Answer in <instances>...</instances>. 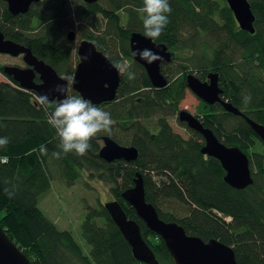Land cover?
Instances as JSON below:
<instances>
[{"label": "trees", "instance_id": "obj_1", "mask_svg": "<svg viewBox=\"0 0 264 264\" xmlns=\"http://www.w3.org/2000/svg\"><path fill=\"white\" fill-rule=\"evenodd\" d=\"M79 1L74 15L72 0H42L29 13L15 16L0 0V29L7 39L31 48L60 75L72 72L75 52L64 46L71 30L110 58H127L131 33L144 32V14L139 11L143 0H99L92 5ZM169 2L170 22L157 39L159 43L175 51L194 47L198 51L202 49L200 44H206L212 52L210 57H200L191 66L218 72L226 97L264 126V0H249L256 16L253 35L239 28L227 3ZM134 73V80L123 77L115 102L102 108L111 113L116 124L110 134H117L119 142L135 146L139 157L133 162L112 164L99 156L102 134L91 141L92 148L86 155L64 154L46 112L35 100L37 94L21 89L12 80L0 82V137L10 140L0 149V226L32 264H144L135 260L105 207L102 212L90 210L83 227V235L92 246L89 256L71 232L60 231L40 208L41 198L50 191L53 180L75 181L80 177L77 169L89 164L114 171L110 175L114 185L111 202H119L128 218L140 225L145 242L160 264H175L164 241L145 226L133 207L124 206L127 202L123 194L133 187L138 173L145 179L147 202L162 220L180 224L188 235L232 246L237 264H264V151L257 149L259 141L264 142L242 117L215 115L207 106L201 112L212 114L207 116L206 127L227 146L240 148L251 159L253 185L244 190L232 188L224 180L221 163L214 158L205 160L199 139L184 140L163 115L178 109L172 96L179 88L181 102L186 95L184 86L155 90L141 67H135ZM245 95L251 96L247 105L243 102ZM153 118L159 119L155 126L147 122ZM41 146L47 147V156L40 154ZM56 151L61 152L60 158L52 156ZM4 158L7 162H2ZM6 188L15 193L12 198L5 194ZM170 200L177 202L183 214L165 211ZM96 217L105 218L106 226L93 223Z\"/></svg>", "mask_w": 264, "mask_h": 264}, {"label": "water", "instance_id": "obj_2", "mask_svg": "<svg viewBox=\"0 0 264 264\" xmlns=\"http://www.w3.org/2000/svg\"><path fill=\"white\" fill-rule=\"evenodd\" d=\"M7 3L9 11L13 15L25 14L33 3L41 0H2ZM99 0H84L87 4L97 3ZM232 11L240 29L250 34H255L256 16L252 10L249 0H225ZM75 32L68 34L70 41L75 40ZM148 48L160 55L166 61H171V55L167 52L165 45L155 46L151 39L140 33H133L131 36L132 53L137 49ZM0 54L10 56L24 55L28 69L18 67H7L5 72L11 76L23 89L49 94L53 99L57 94L52 91L54 86L63 83L57 72L45 61L40 60L33 54L31 49L6 39L0 29ZM80 64L75 73L73 89L83 97L90 99L94 104L113 101L121 83V75L113 67L108 57L99 51L96 45L90 41L81 42L78 50ZM87 56V60L81 59ZM142 64L156 87L166 85L165 78L160 72L162 60L148 63L135 56ZM39 75L41 83L37 84L35 78ZM211 84L202 83L199 79L190 77L189 87L197 96L209 104L219 100L218 76L210 75ZM62 98V97H60ZM227 112L243 116L254 132L264 141V126L253 121L240 110L231 104H223ZM180 118L188 123L190 128L202 133L206 139V146L202 153L213 157L221 163L226 172L225 182L232 188L244 190L254 183L250 167V160L246 153L238 147H228L212 131L204 129L203 126L191 115L181 112ZM104 147L100 151V158L106 162L123 160L126 162L136 161L139 151L134 146H124L109 137H104ZM124 199L137 212V215L144 221L146 227L153 233L160 236L164 241L175 264H237L236 253L233 248L217 239L205 241L200 237L188 235L183 226L176 222L162 220L156 208L147 202L145 179L138 173L135 178V187L123 194ZM105 208L112 220L119 227L124 238L129 243L135 260L144 264H160L156 259L153 250L148 246L143 237L141 227L135 220H130L119 202H108ZM0 264H32L29 258L19 249L7 233L0 226Z\"/></svg>", "mask_w": 264, "mask_h": 264}, {"label": "clouds", "instance_id": "obj_3", "mask_svg": "<svg viewBox=\"0 0 264 264\" xmlns=\"http://www.w3.org/2000/svg\"><path fill=\"white\" fill-rule=\"evenodd\" d=\"M143 16V35L153 41L159 39L169 24V15L172 12L169 0H143V7L139 9ZM133 55L140 59L153 63L163 58L151 49H137ZM81 59L87 60V56ZM119 74L123 75L126 71L120 63L113 64ZM129 80L136 79V74L131 70L127 71ZM63 83L56 84L52 91L57 94L53 99L47 93H41L35 97L37 103L47 114V122L55 130L58 138V147L64 154L75 153L78 156H84L91 150V141L98 134H110L115 121L111 113L105 111L102 107L94 104L90 99L82 95L72 94V86L75 83L71 75H61L59 77ZM62 97V98H60ZM243 102L245 105L251 102V96L245 95ZM2 126V125H0ZM10 143L8 137H0V149L5 148ZM40 154L48 155L46 146H41ZM55 158H60L61 152L52 153ZM2 162H7L4 158ZM5 194L12 198L14 192L5 189Z\"/></svg>", "mask_w": 264, "mask_h": 264}, {"label": "rangeland", "instance_id": "obj_4", "mask_svg": "<svg viewBox=\"0 0 264 264\" xmlns=\"http://www.w3.org/2000/svg\"><path fill=\"white\" fill-rule=\"evenodd\" d=\"M218 1L221 3L222 6H224L225 3H227L225 0H218ZM79 5H80L79 0H72L73 15L74 12L76 11V7ZM122 20H123V24H125L126 21L125 17H122ZM199 46L202 49L195 51L194 53L183 51V52H179L178 55L181 58L183 57L187 58L189 56L190 59H195V60L196 59L198 60L200 57L204 58L205 56L206 57L208 56L207 58H209L212 52L207 48L208 46L206 44L205 45L200 44ZM17 59L18 58H13V57L9 58L6 55H1L0 65H17V64L23 65L22 57H20V59L16 61ZM6 80H7L6 77L0 75V81H6ZM36 96L37 95H35V97ZM199 104L200 102L198 100L195 101L194 98L191 95H189L188 99L184 102V105H182V108L184 106H190L191 107L190 111L194 112L195 109L197 111L199 110L200 108ZM200 112H202V110ZM156 119L157 118H153L152 121H156ZM235 120H232L233 124H236L237 121ZM168 122L175 133L180 134L185 139L190 137V133H188V130H186L183 126H181L176 121V119L170 118L168 119ZM151 126H155V125H151ZM104 135H108V134H104ZM109 136L117 137V134L113 133L112 135L110 134ZM123 142H119V143H121L124 146H132L127 141H123ZM100 145L102 147L103 142H101ZM257 149L258 151L260 150L264 151V144L259 141V147H257ZM77 170L80 173V177L77 178L75 181H70L67 179L53 180L51 182L50 191L47 192L45 195H43L39 206L60 231L71 232L74 235V238L77 241V243L82 247L84 254L86 256H89L92 251V246L88 244V242L86 241L83 235V227L88 219L90 210H96L97 212H102V208L105 207V204L111 202L114 199L112 193V188L114 185L113 182L110 181V175H113L114 171L107 169L102 171L100 169L93 168L89 164H86L84 167H80ZM55 176L59 177L60 175L56 174ZM154 179L158 180V178L155 176ZM134 187L135 184L133 185L132 188ZM128 204L129 203H124V206L130 207L131 205L129 204L130 205L129 206ZM164 209L166 212L183 214L182 208L179 207V205L177 204V202H175V200L168 201ZM91 221L100 227L106 226V220L103 217H96ZM141 221L144 223L143 220Z\"/></svg>", "mask_w": 264, "mask_h": 264}, {"label": "flooded vegetation", "instance_id": "obj_5", "mask_svg": "<svg viewBox=\"0 0 264 264\" xmlns=\"http://www.w3.org/2000/svg\"><path fill=\"white\" fill-rule=\"evenodd\" d=\"M2 1V0H1ZM42 1V0H41ZM40 1V2H41ZM84 1V0H83ZM4 2V1H3ZM40 2H38V3H40ZM6 3V2H5ZM35 4H37V3H33V5L31 6V8L29 9V11L32 9V7L35 5ZM87 4V3H86ZM88 5H92V4H88ZM29 11L27 12V13H29ZM27 13H25V14H27ZM19 15H24V14H19ZM19 15H15V16H19ZM70 32H75V34H76V38H75V40H73V41H70L69 39H68V34L70 33ZM68 34H67V41H66V43L64 44V46L65 47H68V48H73L74 49V52H75V57H74V61H73V65H72V67H71V70H72V72H71V76L74 78L75 77V73H76V71H77V68H78V66H79V64H80V59H79V56H78V50H79V46H80V44H81V42H83V41H85V40H81L78 36H77V33H76V31L75 30H71ZM133 33H140V34H142L143 35V33H141V32H132L131 33V35H130V38H129V55L127 56V58H125V56L124 55H122V56H120V57H116L115 55H113L112 56V58H110L108 55H106L107 57H108V59L110 60V62L112 63V64H115V63H120L121 64V66L122 67H124L125 69H126V71H125V73L123 74V75H121V83H120V86H119V88H118V91H117V96H116V98L113 100V101H110V102H104V103H101V104H99V105H97V106H100V107H103V108H107L108 106L106 105V104H108V103H113V102H115V100L117 99V97H118V95H119V90H120V88H121V86H122V79H123V77H125L126 75H127V71L128 70H131L132 72H134V70H135V67H137V66H139V67H141L143 70H144V72H145V74H146V76H147V78H148V80H149V82H150V84L152 85V87H153V89H155V90H166V89H169V88H174V86H176V85H178V84H180V85H183L184 86V88L186 89V95H185V97L182 99V101L180 102V99H179V92H180V89L179 88H177V90H176V95H173L172 97H173V104L174 105H176L177 106V108L178 109H175L174 111L176 112L175 113V115L173 116V112L174 111H171V112H169V113H163V115L166 117V118H168V119H170V118H174V119H176V121L181 125V126H183L186 130H188V133H190V137L189 138H187V139H185V138H183L180 134H178L179 136H181L184 140H186V141H189V140H191V139H199V142L201 143V149H200V152H201V154L203 155V157L205 158V160H208L209 158H213V157H210V156H208V155H204L203 153H202V149H203V147H205L206 146V139H205V137H204V135L202 134V133H200V132H198V131H196V130H194V129H192V128H190V126L188 125V123L187 122H185V121H182L181 120V118H180V115H181V112H186V113H188L189 115H191L192 117H194L200 124H201V126H203L204 127V129H207V130H210V131H212V133H214L216 136H217V134L211 129V128H208V127H206L205 126V123H207V120H208V118H207V116L209 117V116H211L212 114H206V115H204V114H202L200 111L202 110L203 112H204V108L207 106V107H209V108H213V110H214V112H213V114H215V115H222V116H224V117H226V115H224V114H228L229 112H227V110L225 109V107H224V103H227V104H231L234 108H236V109H238V110H240V108L238 107V106H236L235 104H234V102H232L230 99H228L227 97H226V94H225V91H224V89H223V85H222V82H221V79H220V74L218 73V72H215V71H212L211 70V68H197V69H195L193 66H191V64H192V61H194L195 59H190V57L188 56L187 58H181L179 55H178V53L179 52H183V51H180V50H177V51H175V50H171V48L167 45V44H165V43H159V41L158 40H155V41H153V40H151L152 41V43L155 45V46H159V45H165L166 47H167V52L168 53H170V55H171V61H166V60H162L161 62H160V65H159V67H160V72H161V75L165 78V80H166V85L165 86H162V87H156V86H154L153 85V83H152V81H151V79H150V77H149V75H148V73H147V70H146V68L142 65V64H140L137 60H136V58H135V55H133V53H132V50H131V36H132V34ZM6 38V37H5ZM7 39V38H6ZM11 40V39H10ZM12 41H14V40H12ZM88 41V40H87ZM14 42H16V41H14ZM16 43H18V42H16ZM93 43V42H92ZM18 44H21V43H18ZM21 45H23V44H21ZM25 46V45H24ZM27 47V46H26ZM97 47V46H96ZM27 48H29V47H27ZM29 49H31V48H29ZM98 49V48H97ZM99 50V49H98ZM32 51V50H31ZM100 51V50H99ZM33 52V51H32ZM185 52H195V47L194 48H188V49H186L185 50ZM34 54V53H33ZM1 55H6V54H0V56ZM35 55V54H34ZM6 56H8L9 58H11V57H13V58H18L16 61H18L19 59H20V57H22V62H23V65H0V70H1V72H0V75L1 76H3V77H6V81H0V82H9L10 80H12L13 82H15L14 81V79L11 77V76H9V74L8 73H6L5 72V68H7V67H18V68H20V69H28V68H30L27 64H26V62H25V60H24V55H19V56H16V57H14V56H10V55H6ZM12 60H14V59H12ZM40 60H42V59H40ZM44 61V60H43ZM46 62V61H45ZM47 63V62H46ZM48 64V63H47ZM24 65H26V66H24ZM50 65V64H49ZM51 66V65H50ZM52 67V66H51ZM56 72H57V74L59 75V76H61L59 73H58V71L54 68V67H52ZM210 75H217L218 76V82H217V84H218V88L221 90V93H219L218 94V97H219V100L217 101V102H215L214 104H209L208 102H206L205 100H203V99H201V98H199L198 96H197V94L189 87V78L192 76V77H194V78H197V79H199L202 83H206V84H208V85H210L211 84V78H210ZM35 82L37 83V84H39V83H41V81H40V79H39V75H37V77L35 78ZM18 84V83H17ZM19 85V84H18ZM21 88V87H20ZM21 89H23V88H21ZM23 90H26V89H23ZM26 91H29V90H26ZM71 91H72V94H74V95H80L79 94V92H77L76 90H74L73 89V87H72V89H71ZM29 92H31V91H29ZM32 92H35V91H32ZM36 93V92H35ZM37 94V93H36ZM38 95V94H37ZM189 95H191L193 98H194V100L195 101H199L200 102V104H199V106H200V108H199V110L197 111L196 109H195V111L194 112H191L190 111V109H191V107L190 106H184L183 108H182V105H184V102L188 99V97H189ZM139 100L141 99L140 97L138 98ZM179 102H180V104H179ZM195 103V102H194ZM241 112H242V110H240ZM243 113V112H242ZM229 114H231V113H229ZM244 114V113H243ZM231 115H233V114H231ZM233 116H236V117H242L245 121H246V119L243 117V116H237V115H233ZM159 119H156V121H152V119H148L147 120V122L150 124V125H156V122L158 121ZM247 122V121H246ZM260 124V123H259ZM262 125V124H261ZM116 126V124H114V126L113 127H115ZM171 126V125H170ZM110 134H108V135H104V134H102L101 135V137H100V142H103V146L101 147V149L104 147V145H105V142L103 141V138L104 137H109V138H111V139H113L114 141H116L117 143H119V141L117 140V138L116 137H111V136H109ZM218 137V136H217ZM259 137V136H258ZM219 138V137H218ZM260 138V137H259ZM261 139V138H260ZM262 140V139H261ZM222 141V140H221ZM263 141V140H262ZM264 142V141H263ZM225 143V142H224ZM119 144H121V143H119ZM122 145V144H121ZM225 145H226V143H225ZM133 146V145H132ZM135 147V146H134ZM228 147H234V146H228ZM139 151V150H138ZM249 157V156H248ZM215 159V158H214ZM217 160V159H216ZM249 160H250V167H251V159H250V157H249ZM116 161H120V160H116ZM219 161V160H218ZM115 162V161H114ZM124 162V161H123ZM106 163H112V162H106ZM251 171H252V168H251ZM225 175H226V172H225Z\"/></svg>", "mask_w": 264, "mask_h": 264}, {"label": "bare ground", "instance_id": "obj_6", "mask_svg": "<svg viewBox=\"0 0 264 264\" xmlns=\"http://www.w3.org/2000/svg\"><path fill=\"white\" fill-rule=\"evenodd\" d=\"M229 246V245H228ZM231 248H233L232 246H230ZM234 249V248H233Z\"/></svg>", "mask_w": 264, "mask_h": 264}]
</instances>
